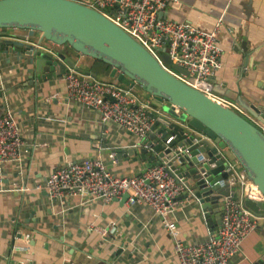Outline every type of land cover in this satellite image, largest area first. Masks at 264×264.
Masks as SVG:
<instances>
[{
    "label": "crops",
    "instance_id": "obj_1",
    "mask_svg": "<svg viewBox=\"0 0 264 264\" xmlns=\"http://www.w3.org/2000/svg\"><path fill=\"white\" fill-rule=\"evenodd\" d=\"M163 16L205 30L223 20L218 34L223 66L213 83L228 89L230 97L215 94L264 129V118L258 119L246 108L253 103L264 115V0H175ZM6 32L33 42L40 38L34 30L9 28ZM245 39L247 51L242 47ZM0 57V114L11 109L25 138L20 157L0 169V264H180L176 239L147 203H129L124 195L107 202L80 193L54 201L46 191L26 190L45 182L54 168L93 156L95 139L101 142L105 164L116 174L135 175L149 161L131 153L141 147L136 135L115 122H102L90 107L66 101L63 73L34 80L31 56L1 51ZM73 59L88 72L80 73L124 85L149 104L151 97L139 84L131 87L129 78L121 82L119 73L111 78L110 65L81 54ZM221 193L238 196L240 191L229 185ZM181 200L171 218L184 242L203 243L217 233L211 221L218 217L222 200L210 210L202 207L193 192L184 193ZM258 222L228 264L256 263L264 246V217ZM111 224L117 225V233L104 236L102 230ZM17 229L31 233L30 254L24 239L15 237ZM14 245L21 249L14 250Z\"/></svg>",
    "mask_w": 264,
    "mask_h": 264
},
{
    "label": "built area",
    "instance_id": "obj_2",
    "mask_svg": "<svg viewBox=\"0 0 264 264\" xmlns=\"http://www.w3.org/2000/svg\"><path fill=\"white\" fill-rule=\"evenodd\" d=\"M75 1L101 12L142 44L172 74L221 101L213 90V77L223 66V49L218 38L222 19L212 30H205L189 22L164 17L162 13L175 0ZM7 29L0 28V36L9 34ZM26 39L29 40L28 37ZM31 42H28L29 45L37 47L36 42ZM164 53L188 74L177 71L167 63ZM63 79L68 103L94 109L102 122L119 124L136 135L140 142L148 139L154 123L149 113L150 104L140 101L131 89L118 83L96 80L74 68L66 69ZM176 109L179 111V108ZM177 138V134H170L163 147H169ZM200 141L195 136L192 144L172 147L173 157L179 163L181 154L205 161L202 152L193 155V144ZM156 143L145 146L152 149ZM24 146L25 138L18 121L13 111L6 109L0 114V169L18 159ZM92 146L97 150L93 156L54 168L45 182L26 190L46 191L54 201L80 193L110 202L128 194L129 203H147L160 215L167 231L176 239L175 248L180 264H228L240 252L243 242L258 228L259 217L245 206L244 199L249 197L258 202L264 201V193L244 170H238V161H230L225 169L228 177L218 181L221 189L230 185L238 188L240 193L238 196L222 193V223L217 233L203 243H187L180 238V228L171 218L182 203L181 196L191 192L184 178L178 176L167 162L153 164L135 175L116 174L105 164L101 142L95 139ZM117 231V225L111 224L102 230V234L109 237ZM15 237L24 239L27 244L24 249L30 254L31 233L17 229ZM13 248L21 249L16 245Z\"/></svg>",
    "mask_w": 264,
    "mask_h": 264
},
{
    "label": "water",
    "instance_id": "obj_3",
    "mask_svg": "<svg viewBox=\"0 0 264 264\" xmlns=\"http://www.w3.org/2000/svg\"><path fill=\"white\" fill-rule=\"evenodd\" d=\"M0 28L40 32L37 47L29 45L26 36H0V52L15 51L32 57L30 67L34 69V80L55 77L67 68L88 73L73 59L81 54L110 65L111 78L119 73L121 82L129 78L131 87L139 84L151 97L147 100L154 123L148 139L141 141L140 149H133L131 153L136 154V159L148 160L147 168L167 162L184 178L189 191L204 209L210 210L222 200L218 181L228 177L225 169L230 161H238L264 193V129L240 110L172 74L142 44L98 10L75 0H0ZM46 42L53 44L47 46ZM246 42L247 39L242 43L245 51L248 50ZM250 55L248 52L247 62ZM164 59L177 71L188 74L173 64L167 53ZM213 90L230 97L225 87H213ZM246 108L258 119L264 118L257 105L251 103ZM170 134H177L178 138L164 148L163 142ZM195 136L201 141L193 144V155L202 152L206 160L181 154L179 163L172 155V147L192 144ZM154 142L157 143L152 149L145 146ZM150 152L153 154L149 155ZM244 204L259 218L264 217V201L246 197ZM222 212L223 201L218 217L211 221L217 229L222 223ZM255 262L264 264V246Z\"/></svg>",
    "mask_w": 264,
    "mask_h": 264
},
{
    "label": "rangeland",
    "instance_id": "obj_4",
    "mask_svg": "<svg viewBox=\"0 0 264 264\" xmlns=\"http://www.w3.org/2000/svg\"><path fill=\"white\" fill-rule=\"evenodd\" d=\"M12 30V29H11ZM235 108V107H234ZM237 109V108H236ZM239 110V109H238ZM249 118V117H248ZM241 165L239 164L238 167H240Z\"/></svg>",
    "mask_w": 264,
    "mask_h": 264
}]
</instances>
